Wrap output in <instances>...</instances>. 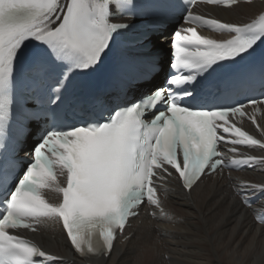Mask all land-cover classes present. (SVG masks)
<instances>
[{"label":"snow or ice","instance_id":"obj_1","mask_svg":"<svg viewBox=\"0 0 264 264\" xmlns=\"http://www.w3.org/2000/svg\"><path fill=\"white\" fill-rule=\"evenodd\" d=\"M201 3L233 8L241 0H187L183 26L170 41L172 71L161 85L152 77L156 61L147 51L152 31L139 33L134 54L120 51L119 41L137 20L151 24L170 14L171 0H0V264L55 261L21 235L49 222L62 224L80 256H108L141 205L162 211L158 186L167 177L178 174L191 191L203 176L227 166L221 142L232 145V153L236 145L264 149V140L236 119L247 117L264 136L255 119L264 98L230 102L253 84L226 75L229 62L250 55L264 40V14L251 23L222 22L193 11ZM197 28L231 38H207ZM109 57L113 63L103 86L83 79ZM221 73L222 86L210 98L203 91L207 77ZM149 82L152 87L143 91ZM133 88L139 98L128 100ZM75 92L85 102V116L68 126L62 115ZM40 124L47 127L17 174L16 148ZM232 163L255 167L264 156ZM45 190L58 193L59 202H50ZM257 192L264 195V184L237 188L246 207ZM256 219L264 224V216Z\"/></svg>","mask_w":264,"mask_h":264},{"label":"bare ground","instance_id":"obj_2","mask_svg":"<svg viewBox=\"0 0 264 264\" xmlns=\"http://www.w3.org/2000/svg\"><path fill=\"white\" fill-rule=\"evenodd\" d=\"M208 10L221 21L242 24L263 12L264 3ZM152 42L161 50V40ZM163 58L152 76L155 81L162 77ZM257 119L264 126V115H257ZM246 129L264 140L259 131ZM248 154L264 156V151L250 148ZM243 183L264 184V164L252 171L208 176L189 192L168 177L158 186L162 211L142 210L126 227L124 237L128 238L107 258L76 256L58 223H43L37 239L43 250L57 257L54 264H264V225L255 221L256 214L264 210V195L258 207H244L237 195Z\"/></svg>","mask_w":264,"mask_h":264},{"label":"rangeland","instance_id":"obj_3","mask_svg":"<svg viewBox=\"0 0 264 264\" xmlns=\"http://www.w3.org/2000/svg\"><path fill=\"white\" fill-rule=\"evenodd\" d=\"M162 44V43H161ZM155 48H159L160 49V46H158V45H155Z\"/></svg>","mask_w":264,"mask_h":264}]
</instances>
